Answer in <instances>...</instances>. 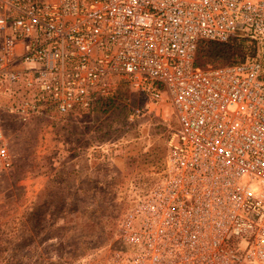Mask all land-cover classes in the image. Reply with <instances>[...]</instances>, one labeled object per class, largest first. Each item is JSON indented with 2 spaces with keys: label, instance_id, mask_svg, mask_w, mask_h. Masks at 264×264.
<instances>
[{
  "label": "built area",
  "instance_id": "2783aa9c",
  "mask_svg": "<svg viewBox=\"0 0 264 264\" xmlns=\"http://www.w3.org/2000/svg\"><path fill=\"white\" fill-rule=\"evenodd\" d=\"M258 53L198 66L204 40ZM264 0H0L11 109L96 111L116 79L177 124L157 179L120 222L119 264H264ZM0 120V168H8Z\"/></svg>",
  "mask_w": 264,
  "mask_h": 264
},
{
  "label": "rangeland",
  "instance_id": "374dc122",
  "mask_svg": "<svg viewBox=\"0 0 264 264\" xmlns=\"http://www.w3.org/2000/svg\"><path fill=\"white\" fill-rule=\"evenodd\" d=\"M112 84L99 110L40 112L23 121L10 107L14 85L0 80V120L12 157L0 168V264H119L126 248L120 222L136 188L163 169L177 121L169 103L157 113L128 84Z\"/></svg>",
  "mask_w": 264,
  "mask_h": 264
},
{
  "label": "trees",
  "instance_id": "16d2710c",
  "mask_svg": "<svg viewBox=\"0 0 264 264\" xmlns=\"http://www.w3.org/2000/svg\"><path fill=\"white\" fill-rule=\"evenodd\" d=\"M199 49L203 52L197 57L196 64L198 66H203L202 59L209 62L214 61L216 58L232 57L231 63H237L246 60L248 57H253L257 53L255 41L241 37H233L227 42L204 40L200 43ZM103 102L97 110L103 107Z\"/></svg>",
  "mask_w": 264,
  "mask_h": 264
}]
</instances>
